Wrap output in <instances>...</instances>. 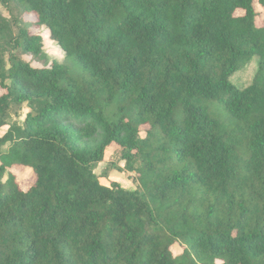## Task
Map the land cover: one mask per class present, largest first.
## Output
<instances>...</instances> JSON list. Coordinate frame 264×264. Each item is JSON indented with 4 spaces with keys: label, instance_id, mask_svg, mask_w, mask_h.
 I'll return each instance as SVG.
<instances>
[{
    "label": "trees",
    "instance_id": "trees-1",
    "mask_svg": "<svg viewBox=\"0 0 264 264\" xmlns=\"http://www.w3.org/2000/svg\"><path fill=\"white\" fill-rule=\"evenodd\" d=\"M0 4V264H264V0ZM42 27L68 65L17 56ZM113 144L136 189L96 175Z\"/></svg>",
    "mask_w": 264,
    "mask_h": 264
},
{
    "label": "rangeland",
    "instance_id": "rangeland-1",
    "mask_svg": "<svg viewBox=\"0 0 264 264\" xmlns=\"http://www.w3.org/2000/svg\"><path fill=\"white\" fill-rule=\"evenodd\" d=\"M255 7L258 13L257 23L260 26L264 24V7L260 6L259 4H256ZM12 11H13V15L9 13L0 4V12L3 16H5L8 19H11L12 16H16L19 17L21 21H23L21 15H19L20 13L17 7H13ZM26 20L32 23L35 21V18L33 16H27ZM24 24L27 23L24 22ZM31 31L33 33H39L42 36L43 51L47 56V61L43 65L41 62L36 60V58L33 55L26 53L20 49L17 52V56L21 60L31 64V66L37 69H41L45 66H48V68H50L54 62H57L61 65L69 64L66 61L65 53L62 51L60 46L57 44V42L51 39V34L47 27H42L41 30H36L35 28H33L31 29ZM258 63H259V59L254 58V60L244 70L238 72L232 77L231 82L241 90L249 87L252 84L254 77L258 71ZM215 111L219 112V109L218 110L215 109ZM29 112L30 110L27 104H22V105L13 104L9 114L8 123L10 124V126L16 124L23 125L26 121ZM9 128L10 127L7 126L0 129V137H3L9 131ZM145 136H146V130L145 128H143L141 131V137L144 138ZM7 148L8 146L5 147L4 150H6ZM12 172L16 175L18 181L22 185L24 184V182H27V188L31 187L35 183L36 178L33 172L29 169H25L21 166H16L12 169ZM95 173L99 177L101 184L104 186H110L111 183L116 182L119 183L124 189L133 190L137 188L136 173H130L126 170V163L122 159V149L116 144H113L111 147L107 149L105 154V159L96 168ZM172 251L175 256H178L182 254L183 249L181 245L176 244L173 247Z\"/></svg>",
    "mask_w": 264,
    "mask_h": 264
}]
</instances>
